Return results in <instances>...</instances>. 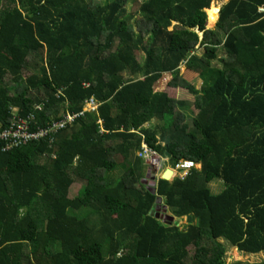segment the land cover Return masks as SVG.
I'll return each mask as SVG.
<instances>
[{
  "label": "trees",
  "instance_id": "obj_1",
  "mask_svg": "<svg viewBox=\"0 0 264 264\" xmlns=\"http://www.w3.org/2000/svg\"><path fill=\"white\" fill-rule=\"evenodd\" d=\"M213 1L0 0V264L264 253V0H230L209 30ZM163 74L195 101L155 92ZM144 143L201 169L148 187Z\"/></svg>",
  "mask_w": 264,
  "mask_h": 264
},
{
  "label": "rangeland",
  "instance_id": "obj_2",
  "mask_svg": "<svg viewBox=\"0 0 264 264\" xmlns=\"http://www.w3.org/2000/svg\"><path fill=\"white\" fill-rule=\"evenodd\" d=\"M89 1H94V2H97L99 4H104V3H106L107 0H89ZM108 1H110V0H108ZM229 1L230 0H218V1L216 0V1H213L211 3L210 9H212V7L215 6V7H217V9H219V10H217V13H218L220 11L221 7L224 4H226L227 2H229ZM134 6L135 5L128 4L127 9L131 13L136 12L137 10L134 9ZM207 10H206V12H207V15H208V12L210 10L209 9H207ZM218 15H219V13H218ZM215 24L214 25L210 24L209 15H208L207 29L214 30L215 27H216ZM174 25H176V24L174 23L173 26ZM170 30H172V28H170ZM200 36L202 37V34L201 33H200ZM212 51H214V50H212ZM204 52L205 51L203 49H199L198 54H196V55L197 56H201L202 54H204ZM138 59H139V61L142 62L144 60V55L142 53H139ZM180 71H181V75L190 84H194V83H191V82L192 81H196L195 82L196 83V89L200 91V89H201V81L199 80V75L196 74V73H194V72H192V71H190V70H188L185 66H182L181 69H180ZM161 80H162V87H163L164 91L167 93V95L170 98H175L177 100H182V101L184 100V102H188V103L189 102H192L193 103L195 101L194 98H193V96L189 92H187L185 89H183V88L173 89V88L168 87L169 84H170V81H172V76L170 74H163ZM191 111H193V110H191ZM117 162H118L119 167H120L119 170L116 171L117 174H118L119 172H123V170H124L123 169V165H122V162H123L122 156H117ZM145 170H146V173H145V178L143 179L144 180L143 182L148 187L149 186L153 187L152 186V183L154 182L153 181V178H155L154 177V172L148 166L146 167ZM214 182H216V181H214ZM210 187H211L212 192L216 194V193H218L222 189L223 183L221 181L220 184H217V183L216 184H212V185H210ZM74 190H76V191H74ZM77 190H78L77 187L72 188V193H71L70 197L77 196V194H78L77 193L78 192ZM160 209H163V207L159 208V210ZM186 223H187L186 220H183V221L179 222L180 225H183V224H186ZM227 252H228V255L232 256L231 259H234L237 262L251 264V263H254V262L260 263V262L263 261V259H262L263 256L261 257V255H254L255 257H253V256H251L250 254H247V253H240V252H238L234 248H228L227 249ZM231 259H229L228 261L229 262L232 261Z\"/></svg>",
  "mask_w": 264,
  "mask_h": 264
},
{
  "label": "built area",
  "instance_id": "obj_3",
  "mask_svg": "<svg viewBox=\"0 0 264 264\" xmlns=\"http://www.w3.org/2000/svg\"><path fill=\"white\" fill-rule=\"evenodd\" d=\"M89 107L96 109L97 106L95 104V102L92 100L89 103ZM67 120H72V118L70 116L67 117ZM13 132H4V134L2 135L3 138H7L10 136H16L17 135V128L14 129V127H12ZM144 147V151L142 153L143 156V160L146 162V164L153 170L155 176H159L161 175V173L164 171V169L170 168L172 169L173 173L178 176L181 179H184L185 177H187L190 172L197 167V165L192 162V161H180L179 163H177L174 167H168V166H164L163 165V159H161V157L159 156V154L149 148L147 145H143Z\"/></svg>",
  "mask_w": 264,
  "mask_h": 264
},
{
  "label": "crops",
  "instance_id": "obj_4",
  "mask_svg": "<svg viewBox=\"0 0 264 264\" xmlns=\"http://www.w3.org/2000/svg\"><path fill=\"white\" fill-rule=\"evenodd\" d=\"M218 17H219V15H218ZM169 87V86H168ZM171 88V87H170ZM155 90H156V92H165L164 91V89H163V87H162V80L161 81H159L157 84H156V87H155ZM154 123H157V122H152V124H154ZM148 126V125H147ZM168 158H166V162H165V165H167V163H168ZM201 169V164H198L197 165V170H200ZM173 179L174 178H172V180L171 181H173ZM220 184L221 183V180H218V181H216V182H213L212 184ZM222 183H223V181H222ZM211 184V185H212ZM222 189H223V187H222ZM222 189L220 190V191H222ZM219 191V192H220ZM218 192V193H219ZM164 211V210H163ZM165 212V211H164ZM168 216H169V218L174 222H176V223H179V222H181V221H183V220H186L187 221V218H185V219H177L176 217H174L173 215H171V212L169 211H167V212H165ZM171 221V222H172ZM192 222V221H191ZM186 224H189L188 222L186 223ZM183 225H185V224H183ZM263 256V257H262ZM253 257H255V256H253ZM261 257H262V259H264V254H261Z\"/></svg>",
  "mask_w": 264,
  "mask_h": 264
},
{
  "label": "clouds",
  "instance_id": "obj_5",
  "mask_svg": "<svg viewBox=\"0 0 264 264\" xmlns=\"http://www.w3.org/2000/svg\"><path fill=\"white\" fill-rule=\"evenodd\" d=\"M218 19H219V17H218ZM218 22V21H217ZM155 92H156V90H155ZM92 101V100H91ZM94 101V100H93ZM95 102V101H94ZM89 103H90V101H88L87 103H85V109H84V111H86L87 109H89V108H91V107H89ZM95 104H96V106H97V108L96 109H93V108H91L92 109V111L93 112H97V109H98V106H99V104H97L96 102H95ZM68 116H70L71 118H72V120H76L79 116H81V114H71V113H69V114H67V117ZM66 117V118H67ZM71 120V121H72ZM99 127H102V122L100 121L99 122ZM192 162H194V161H192ZM195 163V162H194ZM196 165H198L197 163H195ZM166 166V165H165ZM169 167V166H168ZM150 168V167H149ZM172 168V167H171ZM151 169V168H150ZM167 169H170V168H167ZM167 169H164V171L161 173V175H159V176H155V174H154V177L155 178H161V176L163 175V173L165 172V170H167ZM194 169H197V167L196 168H194ZM172 170V169H171ZM173 178H175V177H178V176H176L174 173H173ZM155 182V181H154ZM162 210V209H161ZM160 214H161V216H166V217H169L166 213H161V212H159ZM261 254H264V253H256V254H254V255H261ZM253 254L251 255V256H254ZM264 260V259H263ZM261 263V262H260ZM255 264H259V263H256L255 262Z\"/></svg>",
  "mask_w": 264,
  "mask_h": 264
},
{
  "label": "water",
  "instance_id": "obj_6",
  "mask_svg": "<svg viewBox=\"0 0 264 264\" xmlns=\"http://www.w3.org/2000/svg\"><path fill=\"white\" fill-rule=\"evenodd\" d=\"M217 21H218V19H217ZM173 177H174L173 176V171L171 169H167V170H165V172L161 176V179L166 180V181H171ZM153 181H155V178H153ZM152 186L153 187L155 186V182L152 183ZM191 221H192V217L188 216L187 217V222L191 223Z\"/></svg>",
  "mask_w": 264,
  "mask_h": 264
},
{
  "label": "bare ground",
  "instance_id": "obj_7",
  "mask_svg": "<svg viewBox=\"0 0 264 264\" xmlns=\"http://www.w3.org/2000/svg\"><path fill=\"white\" fill-rule=\"evenodd\" d=\"M217 9L215 6L212 7V9L208 12V15H209V21H210V24L214 25L216 22H217V19H218V13H217Z\"/></svg>",
  "mask_w": 264,
  "mask_h": 264
}]
</instances>
